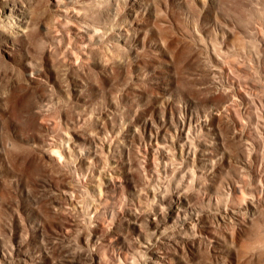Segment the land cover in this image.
Wrapping results in <instances>:
<instances>
[{
  "label": "rangeland",
  "instance_id": "1",
  "mask_svg": "<svg viewBox=\"0 0 264 264\" xmlns=\"http://www.w3.org/2000/svg\"><path fill=\"white\" fill-rule=\"evenodd\" d=\"M124 1L120 0L121 3ZM185 1L189 4V13L181 6ZM149 3L151 8L161 9L157 19L152 17L146 21L147 28L142 34L153 46L146 45L138 52L128 54L124 48L109 50L111 40H108L105 46L94 49L92 57L82 61L71 51L68 56L72 59H67L69 66L61 67L56 86L48 91V95L45 73L30 83L22 80L21 74V65L27 57L30 56L34 65L40 64L45 45L40 43L42 33L38 24L49 11L47 5L41 4L34 9L35 24L24 39L16 40L15 48L8 49L13 51L8 59L10 63L3 57L6 47L0 39V98H8L2 105L7 115V131L21 130L25 135H39L48 141L70 132L77 145L81 144L78 149L82 154L92 146L93 135L101 134L106 144V148L97 147L98 156L94 160H99L91 162L93 167L85 166L87 164L82 161L79 162L82 167L77 166L75 174L73 172L79 184L74 192L77 201L73 203L77 208L62 193L57 208L52 202L58 188L64 189L72 179L67 165L62 166L58 174V169L38 152L26 147L10 148L16 172L4 183L0 181V247H6V258L8 261L10 258L11 264H31L41 260L46 261L42 264H63L65 248L80 252L84 247L88 249L85 242L94 229L98 238L91 246L100 256L101 264H129L137 236L135 227L129 222V210L137 211L141 219L144 218L145 212L142 211L153 199L147 198L143 191L142 196L137 192L150 186L163 190L166 200H170L173 192L182 190L192 206L203 209L196 224L191 223L193 227L191 224H180L182 228L178 224L164 225V232L154 239L159 251L169 253L168 256L172 254V258L177 257L186 264H264V0H210L205 10L188 0H150ZM57 35L61 33L57 32ZM163 43L170 48L169 52L157 48ZM66 48L71 50V45L67 44ZM111 57L121 60L110 63ZM18 74L21 77L19 82ZM6 90L7 95L2 97ZM42 95L54 98L52 105L49 100L41 104ZM180 115L187 118L191 115L194 124L188 134L194 142L186 140V146L190 148L188 157L180 155L182 141L172 142L176 135L174 120ZM58 117L61 118L59 126L56 124ZM162 117L167 120L166 124ZM145 120L153 121L152 132L158 128L167 130L164 135L170 141L164 149H150L148 130L142 124ZM9 134H3L6 141L12 137ZM172 158L176 159V165ZM183 161L186 167L182 165ZM171 163L180 164V168L176 167L178 172H174L175 166ZM116 165L119 171L115 169ZM94 169V173L106 170L114 184L106 189L103 178L88 179ZM157 170L162 176L157 177ZM166 190L170 193L167 194ZM230 192L229 197L227 193ZM101 200L102 206H99ZM24 256L27 260H21ZM2 257L0 254V264L6 260Z\"/></svg>",
  "mask_w": 264,
  "mask_h": 264
},
{
  "label": "bare ground",
  "instance_id": "2",
  "mask_svg": "<svg viewBox=\"0 0 264 264\" xmlns=\"http://www.w3.org/2000/svg\"><path fill=\"white\" fill-rule=\"evenodd\" d=\"M189 3H194L199 9L201 10H205L208 5H209V1L210 0H188ZM150 0H125L124 3H121L120 0H0V39H2V41L4 43H2V45L5 47H3V49L5 48V55L3 57H6V61L8 59H10L11 56V51L8 49L11 48H15L16 47V40L20 39V38H25L27 35L28 30L30 29V27L33 25V23L35 24V17H34V9L37 8L38 6L40 7V5H47L46 8L49 10L47 12V14H45L44 20L41 24H38L40 26V31L42 33L40 39V43L42 42L44 46V51H43V56L41 58L40 64L39 66L34 65L35 63L32 61V59H29L27 57L26 59H24L23 64L21 65V74L23 75L22 80L24 79V81L30 83L33 82L37 79H39V77L45 73L46 74V95L49 94L48 91H50L52 88H54L55 85V80L57 79L59 70L61 69V67L64 66H69V62L67 61L72 59V57L68 56L69 54H72L71 51H74L76 53V58L82 61L83 59H85L86 57H92V54L94 52V49L100 46H105L106 42L108 40H111L110 44V48L109 50H115V49H122L124 48V50H126L129 53H136L138 52V50L140 48H144L146 45L148 46H153V43L149 40L147 41L146 38L144 36H142V34L145 32L146 28H147V24L146 21L148 19H151L152 17H154L155 19H157L158 17V13L161 10L160 8L155 7L154 9L150 7ZM184 10H187V12L189 13V4L187 3V1H185L182 5H181ZM165 7L169 8V5L167 3H165ZM122 18V19H121ZM58 19V20H57ZM60 19V20H59ZM123 23V24H122ZM64 25V26H63ZM57 32L61 33V35H57ZM67 44L71 45V50H69V48L67 47ZM155 46V44H154ZM1 48V47H0ZM157 48H159V50L163 49L164 51H168L170 50V48L166 45V44H161V46H157ZM172 48V47H171ZM3 51V50H2ZM4 52V51H3ZM73 52V53H74ZM28 56V55H27ZM3 59V58H2ZM110 59V58H109ZM76 60V59H75ZM121 60V59H120ZM119 59H115V57H111V59L109 60L110 63H119L120 62ZM10 63L11 61L8 60ZM34 64H33V63ZM107 62H105L106 64ZM9 65V64H7ZM11 65V64H10ZM13 65V64H12ZM11 65V67H12ZM14 66V65H13ZM71 66V65H70ZM46 71V72H43ZM20 74H18V78H17V82H19L21 80V77L19 76ZM7 93V90L4 91L2 93V97L5 96V94ZM7 95V94H6ZM42 95L40 98V103L42 104V102L44 101H50L49 103L52 105V101L54 100V98H47V96ZM8 100V98H0V181H2L3 183L5 182V179L9 176H15V172H16V168L13 164V160L9 154V152L11 153L10 148H14L13 146H19L22 149L23 148H27L30 149L32 151L38 152L41 157H43L44 159H46L49 163L53 164L57 169H58V174L61 170V167L64 165H67L66 168H69L68 170L71 171L70 175H72V179L71 181H69L68 186L65 187L64 189H59L58 191L55 192V196L53 198V203L55 206V208H57L60 204L59 202V195L60 193H62L65 196V199L69 200L70 203H74L76 199V196L74 197V192L76 191L78 184V180L75 178V176L73 175L74 170L77 168V166H79V162L81 163L82 161H84L87 165V167H89L92 161L96 162L99 159H97L96 161L94 159L97 158L98 156V152H97V147L99 145H102L103 147L105 146L106 148V144L103 141V139L100 137L101 134L98 135H93L91 137V143L92 146L89 145L90 141L88 142V145L91 146L84 154H82L81 149L79 150L78 146L81 145H77V141L74 138L73 133L70 134V132L64 133V136H61V138H57L51 141H48L45 138L40 137L39 135H32V136H28L22 133V131L20 130H11L9 129V131H7V127L5 124L6 121V112H5V107H3L2 105L4 103H6ZM59 101V100H58ZM54 102V101H53ZM40 104V106H41ZM56 105V103H54ZM59 104V103H58ZM45 104H43L44 106ZM51 105H46L48 107H52ZM182 106V105H181ZM39 107V106H38ZM42 107V106H41ZM47 107V108H48ZM165 107V106H164ZM178 107V106H177ZM184 107V106H183ZM46 108V109H47ZM48 108V109H50ZM43 110V108H41ZM45 109V108H44ZM48 109L46 111H48ZM58 109V108H57ZM163 109V108H162ZM167 109V108H166ZM172 109V108H171ZM180 109V108H179ZM177 109V110H179ZM183 109V108H182ZM188 109V108H187ZM186 109V110H187ZM41 110V111H42ZM52 110V109H51ZM55 110V109H53ZM60 110V109H59ZM163 111V110H162ZM172 111V110H171ZM182 111V110H181ZM51 112V111H49ZM187 112V111H185ZM164 113V111H163ZM166 113V112H165ZM172 114L174 113L173 111L171 112ZM170 113V114H171ZM180 113V112H179ZM46 114V113H45ZM171 114V115H172ZM183 114V111H182ZM186 114V113H185ZM188 114V113H187ZM186 114V115H187ZM60 115V114H58ZM157 115V114H156ZM163 115V114H162ZM170 115V116H171ZM192 115V114H191ZM191 115L189 118L187 117H180L178 116V118H175L176 120V135L175 138L172 137V142L173 144L177 143L178 141H182V145H181V149H180V155L181 156H185L188 157V154L190 153V148L188 149V147L186 146V140L189 139L191 141V139L188 137L189 134V130L190 128H192L191 124H193V119L191 118ZM165 116V115H164ZM174 116V115H173ZM197 116V115H196ZM166 117V116H165ZM176 117V114H175ZM195 117V116H194ZM193 117V118H194ZM58 121L56 122L57 126H59L61 124V118L58 117ZM164 118V117H162ZM196 118V117H195ZM8 119V118H7ZM134 119V118H133ZM146 119V118H145ZM151 119V118H150ZM171 119V118H170ZM155 120V119H154ZM165 121V118L163 119ZM198 120V119H197ZM151 122L153 121H148L145 120L142 124L145 130H148V143L150 146V149H154V148H159V149H164L167 145L168 142L170 140H168V136L164 135V132L167 131H163L162 128H158L154 133L152 132V124ZM156 121H154L155 123ZM167 120L165 121L166 124ZM172 122V120L170 121ZM169 122V123H170ZM153 123V125H154ZM173 123V122H172ZM114 124V123H113ZM121 124V123H120ZM127 124V123H126ZM157 124V122H156ZM43 125V124H42ZM131 125V124H130ZM136 125V124H135ZM175 125V124H173ZM194 125V124H193ZM74 126V124H73ZM72 126V127H73ZM113 126V125H112ZM125 126V125H124ZM123 126V127H124ZM134 126V125H133ZM157 127H159L158 125H156ZM167 126V125H166ZM13 127V126H12ZM128 127V125H127ZM141 127V128H143ZM169 127V126H168ZM45 128V127H44ZM59 128V127H58ZM156 128V127H155ZM165 128V127H164ZM201 128V127H200ZM203 128V127H202ZM209 128V127H208ZM75 129V128H74ZM122 129V128H121ZM132 129V128H130ZM135 129V128H134ZM136 129H138L136 127ZM167 129V128H166ZM194 130V129H192ZM203 130V129H202ZM201 130V131H202ZM109 131V130H108ZM128 131V130H127ZM4 132L10 133L12 135L11 139L8 138V140L6 141L3 138V134ZM27 132V131H26ZM41 132V131H40ZM46 132V131H45ZM77 132V131H76ZM114 132V131H113ZM124 132V131H123ZM132 132V131H131ZM141 132V131H140ZM109 133V132H108ZM133 133V132H132ZM170 133V132H169ZM44 134V132L42 133ZM78 134V132H77ZM115 134V133H114ZM118 134V133H117ZM141 134V133H140ZM191 134V133H190ZM200 134V133H199ZM113 135V134H112ZM119 135V134H118ZM43 136V135H41ZM88 136V135H87ZM86 136V137H87ZM129 136V135H128ZM141 136V135H140ZM52 137V136H51ZM78 137V136H77ZM112 137V136H111ZM119 137V136H118ZM146 137V136H145ZM167 137V138H166ZM106 138V137H105ZM121 138V137H120ZM131 138V137H130ZM140 138V137H139ZM86 139V138H85ZM84 139V140H85ZM109 139V138H108ZM122 139V138H121ZM120 139V140H121ZM78 140V139H77ZM88 140V139H86ZM126 140V139H125ZM124 140V141H125ZM134 140V139H133ZM132 140V142H133ZM145 140V139H144ZM122 141V140H121ZM123 141V142H124ZM128 141V140H127ZM193 141V140H192ZM191 141V142H192ZM79 142V141H78ZM82 142V141H81ZM85 142V141H84ZM87 142V141H86ZM119 142V141H118ZM142 142V141H141ZM147 142V140L145 141V143ZM190 142V143H191ZM194 142V141H193ZM192 142V143H193ZM87 144V143H86ZM85 144V145H86ZM113 144V143H112ZM111 144V145H112ZM116 144V143H115ZM120 144V142H119ZM146 144V145H147ZM181 144V143H180ZM201 144V143H200ZM128 145V144H126ZM199 145V144H197ZM84 146V145H83ZM109 146V145H108ZM123 146V145H122ZM139 146V145H137ZM192 146V144H191ZM190 146V147H191ZM201 146V145H199ZM18 147V148H19ZM88 148V146H86ZM148 147V146H146ZM170 147V146H169ZM168 147V149H169ZM195 147H197L195 145ZM81 148V147H80ZM109 148V147H108ZM124 148V147H122ZM142 148V147H141ZM172 148V147H171ZM175 148V147H174ZM84 149V147H83ZM121 149V148H120ZM177 149V148H176ZM195 149V148H194ZM200 149V148H199ZM205 149V148H204ZM138 150V148H137ZM143 150V149H142ZM172 150V149H171ZM201 150V149H200ZM208 150V148H207ZM26 151V150H25ZM147 151V150H146ZM145 151V152H146ZM155 151V149H154ZM166 151L169 153V150L166 149ZM178 151V150H177ZM196 151V150H194ZM199 151V150H198ZM202 151V150H201ZM204 151V150H203ZM121 152V151H120ZM123 152V151H122ZM125 152V151H124ZM139 152V151H138ZM158 152V151H157ZM156 152V153H157ZM166 152V153H167ZM172 152V151H171ZM170 152V153H171ZM176 152V151H175ZM192 152V151H191ZM108 153V152H107ZM118 153V152H117ZM140 153V152H139ZM143 153V152H142ZM148 153V152H147ZM151 153V152H150ZM155 153V154H156ZM165 153V152H164ZM163 153V154H164ZM174 153V152H173ZM201 153V152H200ZM204 153V152H203ZM121 154V153H120ZM161 154V153H160ZM178 154V152H177ZM37 155V154H35ZM147 155V154H146ZM190 155V154H189ZM196 155V152H195ZM144 156V155H143ZM165 156V155H164ZM148 157V156H147ZM177 157V156H176ZM184 157V158H185ZM195 157V156H194ZM193 157V158H194ZM100 158V157H99ZM116 158V157H115ZM115 158L114 159L115 161ZM141 158V157H140ZM182 158V157H181ZM207 158V157H206ZM108 159V158H107ZM159 159V158H158ZM158 159H156L155 161H157ZM173 162H175L176 165V159L172 158ZM178 159V158H177ZM144 160V159H143ZM146 160V158H145ZM165 160V159H163ZM180 160V159H179ZM185 160V159H183ZM101 161V159H100ZM150 161V160H149ZM190 161V160H189ZM188 161V162H189ZM104 162V161H103ZM146 162V161H145ZM167 162V161H166ZM178 162V161H177ZM181 162V160H180ZM93 163V162H92ZM100 162H98L99 164ZM113 165L115 166L114 162H112ZM137 163V162H136ZM139 163V162H138ZM150 163V162H148ZM154 163V162H153ZM184 161L182 162V165L185 166V164H183ZM95 164V163H94ZM111 164V163H110ZM165 164V163H164ZM167 164H170V162H168ZM173 164V163H171ZM198 164V163H197ZM161 165V164H160ZM166 165V164H165ZM164 165V168H165ZM174 165V164H173ZM172 165V167H173ZM174 165V166H175ZM180 164H178L177 166H175L174 168V172L176 170V172H178L176 167H179ZM181 165V166H182ZM107 166V165H106ZM120 166V165H119ZM156 166V165H155ZM82 167L79 166V168ZM86 167V168H87ZM93 167V165H92ZM95 167V166H94ZM118 166L116 165L115 169ZM124 167V166H123ZM140 167V166H139ZM150 167V166H149ZM159 167V166H158ZM171 167V168H172ZM194 167V166H193ZM84 168V167H83ZM96 168V167H95ZM102 168V167H101ZM145 168V167H144ZM180 168V167H179ZM55 169V168H54ZM114 169V168H113ZM166 169V168H165ZM170 169V168H169ZM93 170V169H92ZM103 170V169H102ZM102 170H98L96 169L97 173L95 172V169L93 172V174L90 175V177H88V179L92 178L93 180L97 179V180H101L102 178L104 179L103 185L105 186L106 189H108V187L110 188V186H112L114 183L112 182L113 178L111 176H108V174L102 171ZM143 170V168H142ZM160 170V169H159ZM5 171V175L3 177V179L1 180V175L2 172ZM82 171V170H81ZM87 171V170H86ZM85 171V172H86ZM115 171V170H113ZM117 171H119V169L117 168ZM146 171V170H145ZM155 171V170H154ZM158 171V170H157ZM172 171V170H171ZM205 171V170H204ZM78 172V171H77ZM90 172V171H89ZM88 172V173H89ZM149 172V171H148ZM166 172V170H165ZM181 172V170H180ZM195 172V169H194ZM194 172H191L192 175H195ZM46 173V172H45ZM48 173V172H47ZM57 173V172H56ZM62 173V172H61ZM79 173V172H78ZM81 173V172H80ZM87 173V172H86ZM85 173V174H86ZM111 173V172H110ZM158 175L162 174V172H156ZM200 173V172H199ZM53 174V172H52ZM75 174V172H74ZM115 174V173H114ZM112 173V175H114ZM147 174V173H145ZM149 174V173H148ZM151 174V173H150ZM167 173H165L166 175ZM69 175V174H68ZM84 174L82 173L81 176H83ZM87 175V174H86ZM157 177H160V175ZM174 175V174H173ZM53 176V175H50ZM78 176V175H77ZM76 176V177H77ZM121 176V175H119ZM147 175H145L146 177ZM154 176V175H153ZM162 176V175H161ZM200 176V175H199ZM79 177V176H78ZM77 177V178H78ZM141 177V176H139ZM143 177V176H142ZM194 178V176H192ZM197 177V176H196ZM85 178L87 179V177L85 176ZM118 178V177H117ZM121 178V177H120ZM119 178V179H120ZM149 178V177H148ZM202 178H204L202 176ZM15 179V178H14ZM51 179V178H50ZM53 179V178H52ZM56 180V178H54ZM11 180V181H10ZM10 184L13 183L12 179H10ZM20 180V179H19ZM80 180V177H79ZM144 180V179H143ZM146 180V179H145ZM151 180V179H149ZM154 179H152L151 181H153ZM195 180V179H194ZM18 181V180H17ZM16 181V182H17ZM90 181V180H89ZM148 181V180H147ZM165 181V180H164ZM82 182V181H81ZM114 182H116L114 180ZM146 182V181H145ZM168 182V181H167ZM191 182V181H190ZM194 183V181H192ZM205 182V181H204ZM234 182V181H233ZM7 183V180H6ZM50 183V181H49ZM67 183V182H66ZM87 183V182H86ZM91 183V182H90ZM113 183V184H112ZM117 183V182H116ZM163 183V182H162ZM170 183V182H169ZM199 183V182H198ZM206 183V182H205ZM204 183V184H205ZM9 184V185H10ZM17 184V183H16ZM89 183H87V186ZM101 184V183H100ZM99 184V185H100ZM147 184V182H146ZM145 184V186H146ZM149 184V183H148ZM152 183H150L151 185ZM5 185V184H4ZM8 185V186H9ZM55 185V184H54ZM83 185V184H82ZM86 185V184H85ZM94 185V184H93ZM149 185V186H150ZM153 185V184H152ZM165 186V184H162ZM179 185V184H177ZM202 185V184H200ZM117 186V185H115ZM148 186V185H147ZM167 186H171L168 185ZM187 186V185H186ZM219 186V185H218ZM56 187V185H55ZM60 187V186H59ZM82 187V186H80ZM86 187V186H84ZM83 187V189H85ZM94 187V186H93ZM102 187V186H101ZM138 187V186H137ZM141 187V186H140ZM143 187V186H142ZM154 187V186H152ZM147 187L146 190L144 191L142 188H138L142 189L141 191H139V193L137 192V194H139L138 196H140L143 192H145V195L147 198H151L153 199V202L150 205H147L145 207V209L143 210L142 208V212H145V216L143 219H141L140 215L137 214V211H132L130 212L129 210V222L132 223L131 225L135 227V232H137V236L134 238L135 240V244H134V249H133V254H131V258H130V262L129 264H186L183 261H180L179 258L174 257L172 258V254L170 256H168V254H165L161 251H159L156 247H155V242L154 239L158 238L163 231V226L167 225V226H173V225H190L191 223H195L198 218L199 215L202 214L203 209H198L195 208L194 206H192L191 202L188 200V197L184 194V192L181 191H176L173 192L170 196V200H166L164 192H162L161 190H157L155 188ZM159 187V186H158ZM177 187V186H176ZM189 187V186H187ZM54 188V187H53ZM91 188V187H90ZM116 188V187H115ZM173 188V187H172ZM180 188V187H179ZM105 189V190H106ZM136 189V188H135ZM161 189V188H160ZM167 189V188H166ZM224 189V188H223ZM231 189V188H230ZM238 189V188H237ZM56 190V189H55ZM54 190V191H55ZM99 190V188H98ZM101 190V188H100ZM103 190V189H102ZM115 190V189H114ZM188 190V189H185ZM85 191V190H84ZM88 191V190H87ZM93 191V190H92ZM108 191V190H107ZM167 191V190H166ZM165 191V192H166ZM228 191V190H225ZM234 191V190H233ZM53 192V190H52ZM104 192V191H101ZM114 192V191H113ZM186 192V191H185ZM212 192V191H211ZM220 192V191H219ZM219 192L218 195L219 196ZM229 192V191H228ZM235 192V191H234ZM83 193V192H82ZM100 193V192H99ZM98 193V194H99ZM107 193V192H106ZM134 193V192H133ZM170 193L167 191V194ZM215 193V192H214ZM50 194V192H49ZM52 194V193H51ZM87 194V193H86ZM89 194V193H88ZM136 194V193H135ZM212 195H214L213 193H211ZM210 194V196H212ZM217 194V193H216ZM230 194L229 197L232 195V193H227ZM85 195V194H84ZM101 195V193L99 194V196ZM105 195V194H102ZM225 195V194H224ZM61 196V195H60ZM87 196V195H86ZM134 196V195H133ZM142 196V195H141ZM199 196V195H198ZM197 196V197H198ZM209 196V197H210ZM216 196V195H215ZM101 197V196H100ZM205 197V196H204ZM208 197V198H209ZM221 197V195H220ZM218 197V198H220ZM223 199H225L224 196H222ZM139 198V197H138ZM213 198V197H212ZM226 198H228V196H226ZM64 199V200H65ZM96 199V197H95ZM101 199V198H100ZM210 199V198H209ZM208 199V200H209ZM216 200L219 201V199L215 198ZM222 199V198H221ZM232 199V198H230ZM228 199V200H230ZM251 199V198H250ZM61 200V199H60ZM63 200V199H62ZM80 200V199H78ZM85 200V199H84ZM83 200V201H84ZM93 200V199H92ZM136 200V199H135ZM144 200V199H142ZM141 200V202H142ZM204 200V199H203ZM227 200V199H226ZM225 200V201H226ZM235 200V199H234ZM234 200H232L231 203L234 202ZM246 200V198H245ZM77 201V200H76ZM96 201V200H94ZM139 201V200H138ZM148 201V200H146ZM150 201V200H149ZM152 201V200H151ZM150 201V202H151ZM199 201V200H197ZM210 201V200H209ZM213 201V200H212ZM211 201V202H212ZM215 201V200H214ZM217 201V202H218ZM223 201V200H222ZM248 201V199H247ZM67 202V201H66ZM79 202V201H78ZM77 202V203H78ZM81 202V201H80ZM89 202V201H88ZM140 202V201H139ZM140 202V203H141ZM202 202V201H199ZM204 202V201H203ZM208 202V201H207ZM229 202V201H228ZM69 203V202H68ZM84 203V202H83ZM87 203V202H86ZM99 206H102V200L101 203L98 202ZM144 203V202H142ZM146 203V202H145ZM194 203V202H193ZM219 203H221L219 201ZM224 203V202H222ZM227 203V202H226ZM225 203V205H226ZM241 203V202H239ZM238 203V204H239ZM245 203V202H243ZM242 203V204H243ZM248 203V202H247ZM252 204V202H250ZM70 204V205H72ZM79 205H81L80 203H78ZM91 204V201H90ZM96 204V203H95ZM147 204V203H146ZM145 204V205H146ZM198 204V203H197ZM202 204V203H201ZM207 204H211V203H207ZM218 204V203H217ZM68 205V204H67ZM68 205V206H70ZM135 205V204H134ZM200 205V204H199ZM198 205V206H199ZM206 205V204H205ZM215 205V204H214ZM229 205V203H228ZM235 205V204H233ZM244 205V204H243ZM74 206V208H77L74 204L72 205ZM82 206V205H81ZM80 206V207H81ZM89 206V205H88ZM92 206V205H91ZM94 206V204H93ZM98 206V207H99ZM141 206V205H140ZM203 206V205H202ZM208 206V205H207ZM205 206V207H207ZM210 206H213L210 205ZM209 206V207H210ZM231 206V205H230ZM241 206V205H240ZM240 206H236L237 208ZM247 206V204H246ZM245 206V207H246ZM86 207V206H85ZM90 207V206H89ZM96 209V206H94ZM97 207V209H98ZM243 207V206H242ZM69 208V207H68ZM91 208V209H90ZM89 209L92 210V207H90ZM100 208V207H99ZM115 208V207H114ZM138 208V207H137ZM204 208V207H202ZM236 208V209H237ZM61 209V207H60ZM130 209V208H128ZM220 209V208H219ZM227 207L225 208V210L227 211ZM251 209V208H250ZM65 210V209H64ZM86 210V209H85ZM100 210V209H99ZM103 210V209H102ZM114 210V209H113ZM111 210V212L113 211ZM134 210H137L136 208ZM140 210V209H139ZM207 210V209H206ZM239 210V209H238ZM241 210V209H240ZM249 210V209H248ZM61 211V210H60ZM76 211V210H75ZM88 211V210H87ZM86 211V212H87ZM94 211V210H93ZM229 211V210H228ZM234 212V210H232ZM237 211V210H235ZM242 211V210H241ZM250 211V210H249ZM85 212V213H86ZM90 212V211H89ZM88 212V215L90 214ZM92 212V211H91ZM99 212V211H98ZM104 212V211H103ZM109 212V213H111ZM216 212V211H215ZM239 212V211H238ZM243 212V211H242ZM221 213V212H220ZM237 213V212H235ZM94 214V212L92 213V215ZM96 214V213H95ZM142 214V213H141ZM224 214V213H223ZM87 215V214H86ZM116 215V214H115ZM143 215V214H142ZM217 215V214H216ZM228 215V214H227ZM230 215V214H229ZM235 215V214H234ZM125 216V215H124ZM127 216V215H126ZM125 216V217H126ZM89 217V216H88ZM115 217V216H114ZM233 217V216H232ZM91 218V215L89 217V219ZM239 218V217H237ZM88 219V220H89ZM127 219V218H126ZM231 219V218H230ZM233 219V218H232ZM87 220V219H86ZM83 221V220H82ZM90 221V220H89ZM70 222V221H69ZM92 222L93 219H92ZM128 222V221H127ZM143 222V223H142ZM74 223V222H73ZM81 223V222H78ZM86 223V222H85ZM200 223V222H199ZM84 224V223H83ZM87 224V223H86ZM91 224V222H90ZM89 224V225H90ZM93 224V223H92ZM145 226H143V225ZM196 224V223H195ZM180 225V228H182L183 226ZM78 226V225H77ZM80 226V224H79ZM84 226V225H82ZM87 226V225H86ZM91 226V225H90ZM89 226V227H90ZM182 226V227H181ZM192 226V224L190 225ZM66 227V226H65ZM71 227V226H70ZM85 227V226H84ZM83 227V228H84ZM97 227V226H95ZM193 227V226H192ZM191 227V228H192ZM198 227V226H197ZM87 228V227H85ZM93 228V227H92ZM102 228V227H101ZM166 228V227H165ZM178 228V227H177ZM167 229V228H166ZM176 229V226L175 228ZM80 230V229H79ZM90 230V229H89ZM192 230V229H191ZM195 230V229H193ZM99 231V230H98ZM101 231V230H100ZM166 231V230H165ZM174 232V230H173ZM172 232V234H173ZM182 232V231H181ZM180 232V234H181ZM185 232H187V230H185ZM184 232V234H186ZM193 232V231H192ZM195 233V232H194ZM167 234L168 231H167ZM183 234V233H182ZM197 234V233H196ZM82 235V233H81ZM164 235V234H163ZM194 235V234H193ZM192 235V236H193ZM64 236V235H63ZM177 236V235H176ZM184 236V235H183ZM197 236V235H195ZM200 236H202L200 234ZM205 236V235H204ZM62 238V237H61ZM67 238V237H66ZM86 238V236H85ZM98 235L96 230L94 229L93 231H91L90 236L87 237V241L85 242L88 249L86 250L85 247L84 252L82 250V252L78 251V250H74L70 251L68 248H65L64 250L67 252H65L64 254V261L62 260L60 261L61 263L63 262V264H101V260H100V256H98V254L96 253L94 247L92 248L91 245H94L95 242H97ZM163 238V237H162ZM169 238V237H168ZM205 238V237H204ZM209 238V237H208ZM63 239V238H62ZM160 239V238H159ZM175 240V239H174ZM76 241V240H75ZM214 241V240H213ZM212 241V242H213ZM158 243V242H156ZM169 243V242H168ZM178 244V243H176ZM4 245V244H3ZM66 245V244H64ZM70 245V244H69ZM2 246V245H1ZM14 246V245H13ZM11 246V247H13ZM82 246V245H81ZM91 246V248H90ZM252 246V244H251ZM15 247V246H14ZM13 247V248H14ZM71 247V245H70ZM74 247V246H72ZM71 247V248H72ZM78 247V246H77ZM5 246L0 247V254L3 255V257L6 259L5 261H7L6 264L10 263V258L8 261V258H6L8 255L6 250H5ZM19 248V247H17ZM64 248V247H63ZM76 248V247H75ZM83 248V246H82ZM249 249V247H248ZM8 250V249H7ZM13 250V249H12ZM17 250V249H16ZM246 250V249H245ZM252 250V249H251ZM14 251V250H13ZM19 251V250H18ZM78 251V252H77ZM249 252V251H248ZM252 252V251H250ZM10 253V251H9ZM24 253V252H23ZM247 253V252H246ZM13 254V253H12ZM12 254L10 256H12ZM28 254V253H27ZM36 255V254H35ZM40 256V255H39ZM62 256V255H61ZM2 257V258H3ZM13 257V256H12ZM11 257V258H12ZM27 256H24L23 259L21 260H27L26 258ZM41 257V256H40ZM39 257V258H40ZM119 257V255H118ZM30 258V257H29ZM32 259V258H30ZM62 259V258H61ZM117 259V257H116ZM120 259V257H119ZM13 260V259H12ZM129 260V258H128ZM4 261V260H3ZM4 261V263H5ZM15 261V260H14ZM34 261V260H32ZM31 261V262H32ZM199 261V260H198ZM26 262V261H25ZM30 262V261H29ZM43 260L39 261V262H33L31 264H42ZM46 262V261H45ZM43 262V263H45ZM127 262V261H126ZM196 262V261H195ZM3 263V264H4ZM58 263V262H57ZM128 263V262H127ZM194 263V262H193ZM2 264V261H1ZM11 264V263H10ZM25 264H28L27 262ZM52 264V263H51ZM54 264V263H53ZM190 264V263H189Z\"/></svg>",
  "mask_w": 264,
  "mask_h": 264
}]
</instances>
